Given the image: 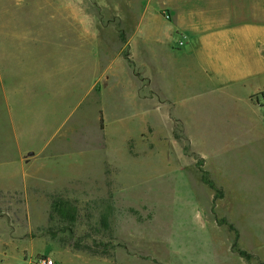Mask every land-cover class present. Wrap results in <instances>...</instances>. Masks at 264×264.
<instances>
[{"label": "rangeland", "instance_id": "374dc122", "mask_svg": "<svg viewBox=\"0 0 264 264\" xmlns=\"http://www.w3.org/2000/svg\"><path fill=\"white\" fill-rule=\"evenodd\" d=\"M178 7L256 19L254 65L250 49L229 113H175L162 96L183 106L181 75L167 73L159 100L140 97L124 58L170 65L164 16ZM263 56L264 0H0V264H264V90L249 100L264 87ZM75 126L87 145L67 141ZM34 149L43 161L21 162ZM54 196L68 203L61 214Z\"/></svg>", "mask_w": 264, "mask_h": 264}, {"label": "crops", "instance_id": "0c3cea01", "mask_svg": "<svg viewBox=\"0 0 264 264\" xmlns=\"http://www.w3.org/2000/svg\"><path fill=\"white\" fill-rule=\"evenodd\" d=\"M180 10V7H178L177 11L167 10L169 18L166 19L171 23L170 25L173 26V32L169 36V50L172 55L171 63H177L181 67L180 69H176L170 62L168 63L170 65L162 67L158 61H153L152 69L144 64L136 65L130 53L127 59L124 58L128 62L130 61L129 63L133 64L131 68L133 75L143 83V87L147 90L146 94L144 95L141 93L140 97L157 98L159 100L160 95L165 94L161 89L166 90L171 85L169 81L167 84V73L172 77L181 75L186 78V80H182L178 83L182 90H184V94H182L183 106H181L180 102L182 99L180 98L175 100L171 97L162 96L163 103H168L175 113H177L179 109L191 115L198 116L206 115L211 110H215L218 113H229L233 88L240 87L242 83L248 81L250 49L252 51V63L254 65V39L252 41L253 45H250V37L255 35L256 19L254 15L251 18L236 16L234 10L198 19L194 13ZM194 18L198 19L194 21L196 24L188 28L184 27L185 25L180 22H193ZM178 41L183 42L181 47L178 46ZM124 46L129 47L126 43V39ZM260 60L264 61L262 58H260ZM97 87L98 85L94 82L89 89V93H96ZM263 90L264 87L256 90V92L250 96V102L254 101V97ZM257 106L264 112L260 104H257ZM174 123L176 127L177 125L179 126L177 121L174 120ZM98 126L101 130L99 125V114ZM103 127H105L104 124ZM149 128L151 130L152 139L151 148H153L155 144L153 138L154 128L147 124L143 132ZM175 135L180 134H174V136ZM66 139L74 144L87 145L88 135L86 131H81L75 126L68 131ZM43 155L44 149H34V151L27 150L22 152L19 158L21 162L36 163L37 161H43ZM45 158L56 161V159L59 158V153L57 151H51L48 157L45 156ZM16 164L17 163L14 161L11 162V167H14ZM109 164L111 176L113 177V175H116V170L110 162ZM204 168L203 164V170ZM12 183L11 191L13 192L22 193L26 192L29 188L27 187L23 190ZM32 184L37 185L38 183L33 181L31 182V185ZM63 190H66V188L59 191H46L48 193H55ZM111 198L114 199V196ZM78 256L80 257L76 258L87 260V256Z\"/></svg>", "mask_w": 264, "mask_h": 264}, {"label": "trees", "instance_id": "16d2710c", "mask_svg": "<svg viewBox=\"0 0 264 264\" xmlns=\"http://www.w3.org/2000/svg\"><path fill=\"white\" fill-rule=\"evenodd\" d=\"M127 59V58H126ZM264 107V106H263ZM99 125L100 128L103 129V116H102V112H99ZM209 185L210 189H213V185L212 183H207ZM68 203L66 201H64L63 199H61L60 197H52V203H51V207H52V211L57 213V214H61L62 211H64L65 206H67ZM101 225L104 229L108 230L110 229V226L106 220L105 217L101 218ZM75 249H82L85 250L87 252H89L92 255H108V252H105L104 250L99 251L97 249H92L91 247L88 246H76Z\"/></svg>", "mask_w": 264, "mask_h": 264}, {"label": "built area", "instance_id": "2783aa9c", "mask_svg": "<svg viewBox=\"0 0 264 264\" xmlns=\"http://www.w3.org/2000/svg\"><path fill=\"white\" fill-rule=\"evenodd\" d=\"M166 19L169 18L168 15L164 16ZM183 45L182 41H178V46L181 47ZM31 264H55L53 260H51L50 258L43 256L38 258L35 262L31 263Z\"/></svg>", "mask_w": 264, "mask_h": 264}]
</instances>
